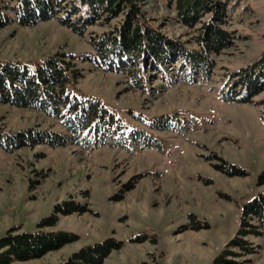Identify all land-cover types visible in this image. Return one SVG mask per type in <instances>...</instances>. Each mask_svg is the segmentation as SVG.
Wrapping results in <instances>:
<instances>
[{"label":"rangeland","instance_id":"obj_1","mask_svg":"<svg viewBox=\"0 0 264 264\" xmlns=\"http://www.w3.org/2000/svg\"><path fill=\"white\" fill-rule=\"evenodd\" d=\"M140 3L146 24L186 51L197 50L195 30L178 24L164 0ZM16 4L0 0V12L13 19L0 29V63L32 67L60 52L76 56L78 95L98 100L126 132L141 133L149 144L130 147L113 140L92 147L0 148V238L13 228L34 232L51 215L55 225L41 230L76 236L38 259L11 264H66L73 253L107 239L120 245L101 264H213L218 257L223 264H264V233L246 238L251 254L228 246L244 205L264 192V184H256L264 170V124L255 105L264 93L250 103L221 99L227 74L264 50V0L237 2L225 28L238 39L214 56L208 80L180 57L162 69L136 66L138 80L123 67L96 68L92 42L117 21L100 19L76 33L63 22L79 29L83 19L65 20L61 13L24 26L15 21ZM159 119L164 123L157 129ZM0 129L63 132L41 112L8 105H0ZM235 167L241 175L233 173Z\"/></svg>","mask_w":264,"mask_h":264},{"label":"trees","instance_id":"obj_2","mask_svg":"<svg viewBox=\"0 0 264 264\" xmlns=\"http://www.w3.org/2000/svg\"><path fill=\"white\" fill-rule=\"evenodd\" d=\"M238 1L164 0L166 9L174 10L178 24L195 30L193 41L197 50L192 52L146 24L140 0H17L12 9L15 21L24 26L54 20L61 13L65 20L72 15L81 17L83 24L79 29L68 20L63 22L76 33H81L100 19L106 24L117 21L112 30L103 32L92 42L95 55L92 63L96 68L123 67L138 80L139 69L136 66L162 69L169 60L180 57L181 62H187L193 71L198 69L201 78L208 80L215 65L214 56L229 49L238 39L235 32L225 28ZM12 21L7 14L0 12V29ZM76 61V56L60 52L32 67L13 62L0 63V105L41 112L63 128L62 133L37 130L11 133L0 129L1 149L11 152L39 143L55 147L68 143L92 147L96 142L113 140L126 142L130 147L134 143L149 144L148 137L141 133L134 130L126 132L120 118L98 100L78 95L75 83L81 74ZM222 86L221 99L224 102L250 103L261 96L264 93V50L244 67L228 73ZM255 105L260 108L264 124V97ZM163 123L164 120L159 119L154 125L158 129ZM235 168L233 173L241 175L242 172ZM256 184H264V170L258 174ZM57 209L69 213L61 210L64 208ZM241 215L237 234L228 246L241 250L243 254H251L254 247L246 238L260 237L264 233V192L248 201ZM55 221L51 215L43 218L34 232L17 233V228H13L1 237L0 264L38 259L74 242L76 236L70 232L41 230L53 227ZM119 245L107 239L85 246L73 253L66 264H101ZM225 262L224 258L218 257L213 264Z\"/></svg>","mask_w":264,"mask_h":264}]
</instances>
